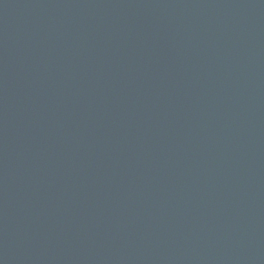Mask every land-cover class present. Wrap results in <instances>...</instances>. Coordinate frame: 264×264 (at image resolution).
<instances>
[{
	"label": "water",
	"instance_id": "95a60500",
	"mask_svg": "<svg viewBox=\"0 0 264 264\" xmlns=\"http://www.w3.org/2000/svg\"><path fill=\"white\" fill-rule=\"evenodd\" d=\"M0 264H264V0H0Z\"/></svg>",
	"mask_w": 264,
	"mask_h": 264
}]
</instances>
